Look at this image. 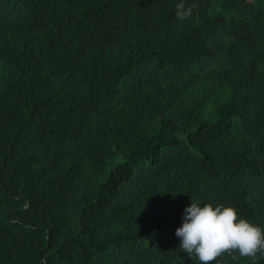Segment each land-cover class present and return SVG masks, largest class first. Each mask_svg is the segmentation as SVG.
<instances>
[{
  "label": "trees",
  "instance_id": "1",
  "mask_svg": "<svg viewBox=\"0 0 264 264\" xmlns=\"http://www.w3.org/2000/svg\"><path fill=\"white\" fill-rule=\"evenodd\" d=\"M180 2L0 0V264H200L192 202L264 228V0Z\"/></svg>",
  "mask_w": 264,
  "mask_h": 264
},
{
  "label": "clouds",
  "instance_id": "2",
  "mask_svg": "<svg viewBox=\"0 0 264 264\" xmlns=\"http://www.w3.org/2000/svg\"><path fill=\"white\" fill-rule=\"evenodd\" d=\"M195 4L185 6L184 0L176 5V16L181 21L193 14ZM179 248L200 264H212L224 254L239 253L258 264V254L264 257V228L241 218L233 206L192 202L185 208L183 224L176 229Z\"/></svg>",
  "mask_w": 264,
  "mask_h": 264
}]
</instances>
